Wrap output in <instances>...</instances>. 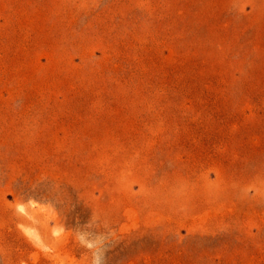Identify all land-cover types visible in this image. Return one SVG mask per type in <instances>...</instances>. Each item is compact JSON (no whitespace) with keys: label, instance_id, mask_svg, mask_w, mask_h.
<instances>
[{"label":"rangeland","instance_id":"1","mask_svg":"<svg viewBox=\"0 0 264 264\" xmlns=\"http://www.w3.org/2000/svg\"><path fill=\"white\" fill-rule=\"evenodd\" d=\"M0 264H264V0H0Z\"/></svg>","mask_w":264,"mask_h":264}]
</instances>
